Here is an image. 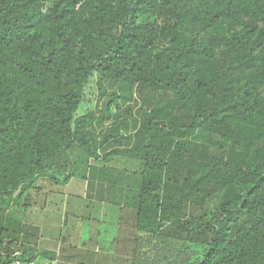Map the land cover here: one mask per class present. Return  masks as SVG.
Instances as JSON below:
<instances>
[{
	"label": "trees",
	"instance_id": "1",
	"mask_svg": "<svg viewBox=\"0 0 264 264\" xmlns=\"http://www.w3.org/2000/svg\"><path fill=\"white\" fill-rule=\"evenodd\" d=\"M91 81L107 101L78 117ZM88 168L131 195L134 241L264 264V0H0V264L23 260L10 211Z\"/></svg>",
	"mask_w": 264,
	"mask_h": 264
},
{
	"label": "rangeland",
	"instance_id": "2",
	"mask_svg": "<svg viewBox=\"0 0 264 264\" xmlns=\"http://www.w3.org/2000/svg\"><path fill=\"white\" fill-rule=\"evenodd\" d=\"M110 92L111 91L108 90L106 94L108 95ZM107 98H108L107 96L100 97L97 87L95 86V81H91L84 90L83 101L79 106V109L77 111V116L80 117L89 112H93L97 116L100 115V113L104 109V104L107 101ZM134 102L137 104L136 107L138 108L137 99H134ZM136 104L130 103L132 107L135 106ZM137 108L135 109V111L132 112L133 116L135 117H136V112L138 111ZM108 126H109L108 123H106L105 128H107ZM84 155H85L84 151L80 152V150L75 149L68 154L67 158L69 162H72L75 159V157L79 156V159H82ZM92 165L94 166L95 164L92 163ZM113 165L121 168L120 167L121 165L119 166V164L113 163ZM72 171L73 169L67 170L61 175L53 174L54 175L53 177L58 179L61 178L63 179L65 175H69L70 173H72ZM81 171L82 169L80 170V172ZM90 172L92 176L89 175ZM96 174H97V169L95 170L94 168L91 169L88 168L86 171L84 170L83 175H85V178H80V177L71 178L72 183L70 186L78 187L81 186L80 184H82V186L85 185L89 186V190H92V188L97 187ZM56 182H58L59 185L62 186L60 180ZM115 189L119 191L117 192V194L120 195L122 198L126 196L129 197L131 196L130 194H126L124 191H121L119 187ZM110 195H114V194H110ZM122 198H120V200ZM25 203L26 202L21 200L19 202V205L10 211L11 215L17 219L20 218L22 208L28 207L24 205ZM94 204H90L89 201H85L83 205L84 211H86L85 215L79 219L76 218L77 222L80 223L78 226L73 225V227L70 226V228H69V223L71 222L72 218L67 216L66 225L64 224L65 223L64 212H63L64 204H60L58 201H55L53 204H50L51 206H49V209H47V211L42 213L41 218L43 219V222H45V226L43 228H38L37 225L35 226L27 225V223L24 225V223L21 221L24 227L23 235L20 243L21 249L23 251H28L31 249L32 250L35 249L36 251L39 252L47 251L45 248V245L47 243L43 241L46 236H43V234L49 236L48 237L49 239H55L61 233H62L61 236L66 237L73 231L74 233H77V235L79 234L88 235L90 241L88 243L85 242V245L84 242L79 239L78 240L76 239L75 241L71 242V244L76 249V252L71 250L69 254H78L77 252H79L80 250L88 249V253L91 254V256H94L96 259L98 256L99 257L98 260L100 261L103 260L102 263L99 262L98 264H177L176 262L184 257L183 252L182 253L177 252L179 245L175 243H171L168 241H166L164 245L158 243V241L155 243V241L152 239L153 237H149L146 234L139 235L137 239L134 241L133 238L136 234L132 230H129L130 222L129 220H126L127 219L126 212L123 213L124 220H122L121 224H118L116 220L115 222L114 219L112 220V215L111 213L108 214L107 212L108 209L106 210L104 208L103 202L98 201L95 205ZM110 204H112V202L105 203L106 206ZM120 205L123 206L124 201L120 202ZM117 207L120 208L119 206ZM97 208L100 210V212L102 210L104 214L106 212V215L100 217V214H97V212H99ZM58 220L61 221V224H59L58 222L55 223ZM63 225H65V227ZM31 229L33 230L30 233ZM62 243L64 245V242ZM50 248L51 249L49 250L54 251V257L56 260L60 261V264L82 263L80 258L78 260L77 258H75L74 261L72 260L71 262L66 261L64 256L59 258V253L61 255L63 253L68 254V249H64V250L60 249L58 253V250H54L52 249V247ZM133 250H136L134 255L136 257L134 258V261L131 263ZM38 261L40 264H49L47 262H44L43 259L38 258Z\"/></svg>",
	"mask_w": 264,
	"mask_h": 264
},
{
	"label": "crops",
	"instance_id": "3",
	"mask_svg": "<svg viewBox=\"0 0 264 264\" xmlns=\"http://www.w3.org/2000/svg\"><path fill=\"white\" fill-rule=\"evenodd\" d=\"M71 183L72 182L70 179L65 185L60 186L59 184H57V182H53L48 179L40 180L37 183V189L34 191L28 192L27 195H28L29 200H28V203H26L27 205L24 204L25 206H28V207L22 208L21 216L18 219L21 220L24 223V225L27 223V225H32V226L37 225L38 228H43L45 226V222H43V219L41 218L42 213L47 211V209H49V206H51L50 204H53L55 201H58L60 204H64V209H63L64 222H65L64 224L66 225L67 216L72 218L71 222L69 223V228H70V226L73 227V225L78 226L80 224L77 222L76 218L79 219L85 215L86 211H84V206H83L85 201H89L90 204H94V203L96 204L99 201V202H103L104 208L106 210L108 209L107 210L108 214L111 213L112 220L114 219V222L116 220L118 224L122 223V220H124L123 213L125 212V208L117 207V204L119 202H122L119 199L120 196H118V194L116 193L117 191L115 192L114 190H112V193H116L114 196V195H110V193L108 192V188L94 187L92 188V190H89V186H86V185L82 186V184H80L81 186L72 187L70 186ZM108 202H112V204L106 206L105 203H108ZM97 214H100V217H103L104 215H106V212L104 214L102 210L101 212L99 210ZM119 218H121V222ZM57 222L61 224V221L58 220L55 223ZM65 225L63 226L65 227ZM32 230L33 229L30 230V233L32 232ZM61 235L62 233L59 234V236L55 239H49L48 238L49 236L43 234V236H46L43 241L47 243L45 245V248L47 251H44V252L54 253V251L49 250L51 249L50 247H52V249L54 250H58V253L60 249H63V250L68 249V254L63 253L61 255L59 253V258L64 256L66 261L68 262L71 261L70 258L72 256L77 255V254H69L71 250L76 252V249L71 244V242L75 241L76 239L77 240L79 239L83 241L85 245V242L88 243L90 241V238L88 235H85V234L77 235V233H74L73 231L66 237L61 236ZM62 242H64V245ZM67 247H70V248H67ZM87 252H88V249H83L77 253L78 255L79 254L82 255L85 253L88 254ZM23 253H24L23 260L25 261L26 259L32 258L33 261L40 264L38 261V258H39V259H43L44 262H47L49 264H60V261L56 259L50 260L48 258L42 257L43 251L39 252V251H36L35 249L33 250L31 249L28 251H23ZM17 254H18L17 257L20 256V253H17Z\"/></svg>",
	"mask_w": 264,
	"mask_h": 264
},
{
	"label": "built area",
	"instance_id": "4",
	"mask_svg": "<svg viewBox=\"0 0 264 264\" xmlns=\"http://www.w3.org/2000/svg\"><path fill=\"white\" fill-rule=\"evenodd\" d=\"M15 256H16V259L12 262V264H38L35 261H23V260L17 258V254Z\"/></svg>",
	"mask_w": 264,
	"mask_h": 264
}]
</instances>
